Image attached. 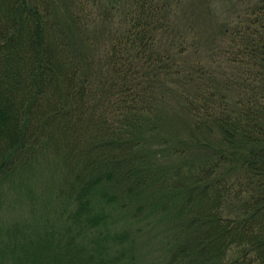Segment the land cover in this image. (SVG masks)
<instances>
[{"label": "trees", "instance_id": "trees-1", "mask_svg": "<svg viewBox=\"0 0 264 264\" xmlns=\"http://www.w3.org/2000/svg\"><path fill=\"white\" fill-rule=\"evenodd\" d=\"M179 2L0 0V264H264V0Z\"/></svg>", "mask_w": 264, "mask_h": 264}, {"label": "rangeland", "instance_id": "rangeland-1", "mask_svg": "<svg viewBox=\"0 0 264 264\" xmlns=\"http://www.w3.org/2000/svg\"><path fill=\"white\" fill-rule=\"evenodd\" d=\"M179 6L176 8L174 13V22L176 27L180 29L181 32L187 33L188 36H191L193 33L197 35V39L201 42V49H205L208 44H212L213 39L218 41L217 31L220 28L221 17L226 19L228 17L229 5L231 0H179ZM236 1V0H235ZM241 4H234L230 9L238 10L241 9ZM60 13H56L58 16H63L62 10H59ZM63 13V14H62ZM189 30V31H188ZM213 41V42H212ZM206 51V49L204 50ZM206 55L205 53H203ZM171 105H174V102H171ZM171 113L165 119V122L162 126L163 132L167 134L169 145L174 143V140H177L178 136L189 135L188 130H185L180 124L182 119L186 116L183 115L182 119L176 116L175 112L170 111ZM200 136V135H199ZM214 141H218V136H214L211 139V143L215 144ZM194 153V152H193ZM207 153V152H206ZM208 154V153H207ZM194 156V155H193ZM21 212H25L22 209ZM17 213V212H16Z\"/></svg>", "mask_w": 264, "mask_h": 264}]
</instances>
